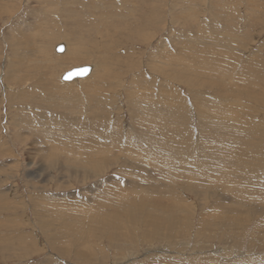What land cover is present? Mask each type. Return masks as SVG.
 <instances>
[{"label":"rangeland","instance_id":"rangeland-1","mask_svg":"<svg viewBox=\"0 0 264 264\" xmlns=\"http://www.w3.org/2000/svg\"><path fill=\"white\" fill-rule=\"evenodd\" d=\"M89 19H102L110 37L97 50L75 39L88 30L98 39ZM79 43L75 62L65 49L55 52ZM73 66L93 70L62 83ZM136 122L173 142L153 153L154 166L170 179L121 159L127 146L144 154L132 132ZM84 137L115 153L93 149L100 172L92 177ZM66 157L87 165L71 167ZM221 165L226 170L217 173ZM230 184L232 190L224 186ZM133 186L139 188L118 193ZM107 188L120 189L104 205L107 213H122L139 190L157 189L165 202L169 195L178 213L169 221L172 234L149 237L141 216L112 223L140 236L132 245L121 247L115 235L85 241L81 233H100V222L85 218L96 211L93 196ZM77 207L85 210L81 232L82 216L75 223L60 216ZM109 214L102 216L106 226ZM0 264H264V0H0Z\"/></svg>","mask_w":264,"mask_h":264},{"label":"bare ground","instance_id":"bare-ground-1","mask_svg":"<svg viewBox=\"0 0 264 264\" xmlns=\"http://www.w3.org/2000/svg\"><path fill=\"white\" fill-rule=\"evenodd\" d=\"M42 2H44V1H42ZM40 5V4H39ZM112 12H107L106 13V15L103 17L104 18V20H105V22L108 20V17L107 16H109V17H111V14ZM121 15H122V13H120L119 14V18L121 17ZM127 17H125L124 19H126ZM123 19V20H124ZM138 20V19H137ZM82 21V20H81ZM99 21V20H98ZM98 21H96L95 22V24L93 25V22L94 21H90V19L89 20H86V22L85 23H87V27H89V28H93V34H94V32L95 31H97L98 33H97V36H98V39H91V33H90V31L88 30L87 31V33H88V36L86 37V35H85V37L83 38V36H79L78 35V37H77V35H76V38L75 39H83L84 41H83V44H86V45H88V43H90V45H88V46H90V48H93V49H95V50H97V48H101L100 47V45H102V44H98V42H103L104 40H105V42H108L107 40H108V38H110V37H108V32H106V31H104L105 29L104 28H102L101 27V25H102V19L100 20V23L98 22ZM144 22V21H143ZM85 23L84 22H82V24H78L79 26H84L85 25ZM104 23V22H103ZM76 24V23H75ZM77 28V27H76ZM120 28V27H119ZM125 29L126 28H128V26H126V27H124ZM123 28V29H124ZM122 29V30H123ZM75 31H77V30H75ZM121 31V30H120ZM104 32V33H103ZM132 33V32H131ZM124 34V33H123ZM34 35V34H33ZM50 35V34H49ZM48 35V36H49ZM121 36V35H120ZM131 36V35H130ZM31 37H32V35H31ZM24 38V37H23ZM41 38H45V36H41ZM40 38V39H41ZM46 38H47V36H46ZM49 39L51 38V36H49L48 37ZM47 38V39H48ZM55 37H53V39H54ZM69 38V37H68ZM37 39V38H36ZM52 38H51V40H53ZM126 39V38H125ZM135 39H136V37H135ZM45 40V39H44ZM35 41V40H34ZM88 41V42H87ZM41 42H42V40H41ZM35 42H32L31 41V43H30V45L32 44H34ZM29 44V43H28ZM38 44H40V43H38ZM46 45H48L47 43H45ZM50 44V43H49ZM65 44V43H64ZM81 43H79V44H77L76 45V47L74 48L73 46H71V45H69V47H68V45H66V47L64 48V46H63V50L65 49V56L67 57V60L69 61V62H75L76 60H78V59H80L82 56H81V54H80V48H79V45H80ZM82 44V45H83ZM106 44H108V43H106ZM37 45V44H36ZM63 45V44H62ZM85 45V46H86ZM31 48L33 49V46H31ZM106 48H108V47H106ZM109 49V48H108ZM31 50V49H30ZM72 53V54H70V55H68V53ZM99 52V51H98ZM104 52V51H103ZM102 53V52H101ZM105 54H107V51H105L104 52ZM169 57V54H168V52H167V50H165V55H164V58H168ZM169 61V60H168ZM90 65V64H89ZM74 67V66H73ZM81 67V66H80ZM90 67V66H89ZM74 68H77V67H74ZM167 69L168 68V66L166 67H164V69ZM72 69V68H71ZM70 70V69H69ZM68 70V71H69ZM91 70H93V68L92 67H90V71H89V74L92 72ZM67 72V71H66ZM65 73V72H64ZM63 73V74H64ZM62 74V75H63ZM88 74V75H89ZM61 75V76H62ZM87 75V76H88ZM86 78V77H85ZM77 79H81V78H76V79H74V80H77ZM83 79V78H82ZM60 80H61V77H60ZM74 80H72V81H74ZM61 82L63 83V82H65V81H62L61 80ZM71 82V81H70ZM65 83H69V82H65ZM101 86V85H100ZM82 92V91H81ZM96 93V92H95ZM53 96V95H52ZM246 96V95H245ZM99 100V99H98ZM96 101V99H94V98H91L90 99V102H95ZM100 101V100H99ZM64 102V101H63ZM101 102V101H100ZM99 102V103H100ZM97 103V102H96ZM91 105V104H90ZM101 106V105H100ZM103 107V106H102ZM64 110V109H63ZM106 110V109H105ZM55 111V110H54ZM59 111V110H58ZM56 112H57V110H56ZM62 112V111H61ZM65 112V111H64ZM99 112H100V114L101 115H103V112H104V110L102 109V108H100L99 109ZM63 113V112H62ZM67 113H65L64 114V116L66 115ZM63 116V115H62ZM61 116V117H62ZM135 117V116H134ZM149 117V116H148ZM64 118V117H63ZM63 118H62V120H63ZM137 119V118H136ZM20 121H21V123H25L26 121H28V120H26V119H24V118H20ZM137 121H139V122H143V118H140V120H138L137 119ZM139 122H136L137 124H139L140 126H139V129H135V127L134 128H132V132H133V134L135 135V139H137L138 141H140V143L144 146V147H142L143 149H141V151L144 153L143 155H137L134 151H128V146H127V148H125V149H122L124 152V154H123V156H124V158H121L123 161H124V163L127 161V160H129V159H131V158H133V162H129L130 164H128L127 165V168H128V166L129 167H132V169H133V166H137V165H140L139 166V168H141L142 170H143V168H149V167H151V168H153V172H152V174L153 175H155L154 176V179H157V180H159V181H165V179H167V178H169V176H167L168 175V173H167V171H164V170H162L159 166H154V163H158V158L157 157H155L154 156V158L155 159H153V153H154V151L156 150V149H158L157 147L159 146L160 148H162L163 146H165V144H167V143H169V141H171V140H166V136L167 135H162V134H160L159 132H157V131H155V130H153L154 128H153V126H150L149 128H147L145 125H143V123H139ZM91 126V129H93V124L92 125H90ZM61 132V131H60ZM43 133V132H42ZM72 133V132H71ZM74 133V132H73ZM79 133H81V132H79ZM84 133V132H83ZM158 133V134H157ZM159 135H162V139H161V142H158L157 141V139H155L154 137H157V136H159ZM18 138H20V137H18ZM23 138V137H22ZM92 138V137H91ZM91 138H88V139H85V137H84V142L85 143H87L88 144V146H90L87 150V152L89 153L90 152V156H88V158H93V167L91 168V169H93L92 170V174H89L91 177L95 174L94 173V171H99L100 172V170H99V165L100 164H98V163H96L95 162V160H94V157H92V151H93V149H97V151H102V150H104V149H108L111 153H113V154H115L114 153V151H113V149H112V147H108V146H104V149H101L100 147H97L98 145H99V141H98V145H97V141H95V140H97V138L96 139H94L93 140V138L91 139ZM25 140V139H24ZM28 141V140H27ZM73 142H74V140H73ZM213 142V141H212ZM76 143V142H75ZM78 143V142H77ZM171 143H173L172 141H171ZM217 143V142H216ZM63 144V143H62ZM71 144V143H70ZM69 144V145H70ZM86 144V145H87ZM217 144H220L221 146H223V145H225L223 142H218ZM72 145V144H71ZM70 145V146H71ZM81 145L83 146V143H81ZM85 145V146H86ZM72 147V146H71ZM70 147V148H71ZM103 147V146H102ZM108 147V148H107ZM77 148V147H76ZM80 148V147H79ZM85 148H87V147H85ZM81 149H83V148H81ZM225 149H226V145L224 146V147H217V149H216V151L217 152H223V151H225ZM58 150V149H57ZM163 150V149H162ZM65 151V153L67 152V150H64ZM69 151V150H68ZM119 152H122V151H120L119 150ZM65 153H63V155L65 154ZM202 153L203 152H199V157H202L203 158V156H202ZM205 153V152H204ZM80 154V153H79ZM83 154V153H82ZM61 155V154H60ZM81 155V154H80ZM156 155V154H155ZM204 155V154H203ZM206 155H208V154H206ZM43 156H45V155H43ZM157 156V155H156ZM78 157V156H77ZM76 157V158H77ZM97 157V156H96ZM159 157V156H158ZM161 157H163V156H161ZM173 157V156H172ZM206 156H204V158H205ZM227 157V156H226ZM224 158L223 159V161L225 162H228V163H233V161H234V158L233 159H231V160H228V158ZM80 158V157H79ZM78 158V159H79ZM75 159V160H73L74 161V163H73V161L70 159L69 161H68V157H66V160H65V158H64V160L63 161H66V164H67V162H70L69 163V165L72 167V166H74V167H76V168H79V167H82L83 165H87L86 164V162H84L85 161V159ZM87 159V158H86ZM137 159H141L142 161H145V162H147L145 165H143V164H141V163H137ZM160 159H162V160H164V158H160ZM165 159H166V157H165ZM170 159V158H169ZM107 160V159H106ZM161 160V161H162ZM167 161H168V159H166ZM165 160V161H166ZM175 160V159H174ZM228 160V161H227ZM108 162V161H107ZM111 161H109V163H110ZM65 163V162H64ZM104 163V162H103ZM236 163H240V161H237ZM63 164V163H62ZM108 164V163H107ZM201 164V163H200ZM124 166H125V164H124ZM221 166H223V167H220L217 171V173H219V172H222V171H225L226 169H225V167H224V165H221ZM66 167V166H65ZM68 167V166H67ZM69 169H70V167H69ZM144 171V170H143ZM175 171V170H174ZM178 171H180L179 169H178ZM10 174V173H9ZM88 174V173H87ZM171 175V174H170ZM174 175H176V174H174ZM85 176V175H84ZM207 178H211L209 175H207L206 176ZM205 177V178H206ZM53 178H54V176H53ZM88 178V177H87ZM151 178V177H150ZM175 178V177H174ZM173 178V179H174ZM170 179V178H169ZM172 179V178H171ZM215 181H217V180H215ZM204 182H207V183H209V181H204ZM106 183H108V182H106ZM115 183H116V181H115ZM216 183V182H215ZM222 183V182H221ZM110 185H112V187H113V184H110ZM134 185V184H133ZM211 185H213V184H211ZM226 188H230L231 190H232V188H234V186L232 185V184H230V185H224ZM233 186V187H232ZM115 187V186H114ZM127 187V186H126ZM217 187V186H216ZM225 187H221L220 186V189H221V191L222 190H225ZM118 188V187H117ZM137 188H139V187H130V188H126V189H124V190H120V189H115V188H111V189H108V190H104V192H102V193H98V195L96 196V197H94L93 196V199H92V201L95 203L94 204V206H97V208H96V211H92L93 213H91V211L89 210V211H87V213L88 214H90V216H88V217H86L85 219L87 220V219H89L90 220V223L89 224H91V223H93L94 224V226H95V224H98V222H100L98 225H99V227L97 228V226H96V229H97V231L98 232H100V233H97V232H95V231H93L92 232V236H86L84 233H81V236H82V238L85 240V241H87V242H91L92 240H97L99 237L98 236H104V235H106V236H111V235H115V236H118L119 237V241L117 242V243H119L120 242V245H121V247H127V245H132L133 243L132 242H137L139 239H140V236H139V238L137 239V238H134V237H137V235L138 234H136V233H133V232H135L133 229H131L128 233H125L124 231H122V228H119V225H117L116 224V226L114 227V226H112L113 224L112 223H114V222H119L118 224H122L124 221H123V219H126V220H134L135 221V219H137V217H141L142 216V219H141V221H140V224H142V226L145 228V230L147 231V232H150V234H152V235H148L149 237H153V236H155V233H159L158 231H163L164 229L166 230V232H163V234L164 235H169V233H170V235L172 234L171 233V231H172V229H171V226H172V224H171V226H169V221L171 220V219H174V218H176V216H175V214H174V212H176V211H174L173 212V210H174V208H172L173 206H175L174 205V201L171 199V197L169 196V195H167V198H168V200H167V198H165L167 201L165 202L164 200L162 201L161 199L162 198H160L158 195H156V194H158L157 192H158V190L157 189H150V188H147L146 189V191L144 190L143 192H140V190L138 191V193H143V194H139L138 196H137V198L136 197H134V200H129L128 202H127V205L123 202V201H126L124 198V200H122L121 202L120 201H118L117 200V202H120V203H122V205H126V206H122V208L123 209H125L122 213H120V212H117L118 210H116V208H113L112 206H114V204L113 205H111V207H112V209L111 208H109V209H111L110 210V212L109 213H111V215H112V217L111 218H109V219H111L112 220V222L110 223L109 221H107V223H109L107 226H106V224H105V222H106V220L102 217V216H104V217H108V216H110V214L109 213H107V212H104V211H106L105 209L103 210V208H105L104 207V205H106V202H107V200L109 201V200H113V198L114 197H116V195L117 194H113L114 193V191L115 190H117V191H119L120 190V192H118V193H123V192H128V191H131L132 190V192H133V190L134 191H136L137 190ZM200 188V187H199ZM260 188V187H259ZM102 189H103V187H102ZM197 189V188H196ZM195 189V191H196V193H198V194H200V196H202L201 194H203L204 193V191L201 189V190H196ZM212 190V188H208L207 190ZM214 189H215V187H214ZM262 189V188H261ZM227 190V189H226ZM248 190V189H247ZM263 190V189H262ZM149 191V192H148ZM261 191V190H260ZM94 192V191H93ZM93 192H91V193H93ZM160 192V191H159ZM136 194H137V192H135ZM150 193H153L154 194V196H150L149 194ZM162 193H164V192H162ZM231 194H232V192H231ZM96 195V194H95ZM162 195H165V193L164 194H162ZM124 196H126V197H128V198H130L129 196H127L126 194L124 195ZM130 196H133L132 194L130 195ZM198 196V195H197ZM214 196V195H213ZM111 197V198H110ZM162 197V196H161ZM166 197V196H165ZM233 198V197H232ZM114 199H117V198H114ZM119 199V198H118ZM234 199V198H233ZM120 200V199H119ZM250 200V199H249ZM114 201V200H113ZM257 201H259L258 199H257ZM89 202H90V200H89ZM244 202V201H243ZM246 202V201H245ZM109 203H111V202H109ZM108 203V205H110ZM113 203H115V202H113ZM119 203V204H120ZM247 203V202H246ZM90 204V203H89ZM118 204V205H119ZM258 204V203H257ZM68 205V204H67ZM73 205V204H72ZM115 205H117V204H115ZM117 205V206H118ZM145 205H148V206H150V207H148L149 209L150 208H152V210H148V208H146V207H144ZM172 206V207H170L169 208V206ZM249 205V204H248ZM74 206V205H73ZM76 206V205H75ZM133 206V207H132ZM69 207H71V206H69ZM79 207V206H78ZM77 207V210H69V212L68 211H64V214H67L68 216H66V215H63V214H60V216H61V220H71L72 218H76V216H82V213L85 211L84 209H82V210H80L79 208ZM109 207V206H108ZM124 207H129V208H124ZM142 207H144V208H146L145 209V212H143V213H139V212H141V209H142V211H144L143 210V208ZM156 207H158V209H155ZM181 207V206H180ZM107 208V207H106ZM121 208V209H122ZM133 208H135V210L133 209ZM179 208V207H178ZM261 208H262V206H261ZM72 209V208H71ZM86 209V208H85ZM118 209H120V208H118ZM51 210V209H50ZM156 212H155V211ZM176 210H177V207H176ZM171 213H173V214H171ZM177 213V212H176ZM93 214V215H92ZM75 216V217H72V216ZM174 215V216H173ZM177 215H178V213H177ZM87 216V215H86ZM89 217H92V218H89ZM82 219H79V224L77 225V227L79 228V230H80V232L82 231V229L85 227V225L86 224H84V223H86L85 222V220H84V218H83V216L81 217ZM178 218H179V216H178ZM177 218V219H178ZM93 220H96V221H93ZM110 220V221H111ZM71 222H73L72 220H71ZM70 222V223H71ZM70 223H68V222H66L65 221V225H66V228L67 229H69V230H73L72 228H70V226H72V225H69ZM73 223H75V221L73 222ZM172 223H173V221H172ZM210 224V223H209ZM234 224H237V223H234ZM68 225V226H67ZM211 226V225H210ZM238 226V225H237ZM149 229L151 230V231H149ZM161 233V232H160ZM178 233V232H177ZM123 234H124V238L122 239V237H123ZM162 234V236H164ZM135 235V236H134ZM174 235V234H173ZM143 236V235H142ZM141 236V237H142ZM158 236V235H157ZM157 236H156V238H157ZM252 241H254L255 242V240H252ZM260 241V240H259ZM259 241L257 240L256 242L259 244ZM117 243H115V244H117ZM253 243V242H252ZM257 243H255V245H257ZM126 245V246H125ZM252 244H250V246H251ZM258 246V245H257ZM23 250V249H22ZM150 251V250H149ZM148 251V252H149ZM64 253L67 255L68 254V251H64ZM150 253V252H149ZM79 254H80V257H84V255H86V254H84L83 252H79ZM156 262V261H155ZM157 263V262H156Z\"/></svg>","mask_w":264,"mask_h":264},{"label":"water","instance_id":"water-1","mask_svg":"<svg viewBox=\"0 0 264 264\" xmlns=\"http://www.w3.org/2000/svg\"><path fill=\"white\" fill-rule=\"evenodd\" d=\"M55 52L56 53L63 52V45L56 46ZM89 71H90L89 66H81L77 68H72L61 76V80L65 82H70L76 78H83L89 74Z\"/></svg>","mask_w":264,"mask_h":264}]
</instances>
